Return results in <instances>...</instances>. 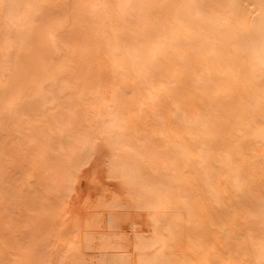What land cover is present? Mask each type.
Wrapping results in <instances>:
<instances>
[{"label": "bare ground", "instance_id": "bare-ground-1", "mask_svg": "<svg viewBox=\"0 0 264 264\" xmlns=\"http://www.w3.org/2000/svg\"><path fill=\"white\" fill-rule=\"evenodd\" d=\"M264 0H0V264H262Z\"/></svg>", "mask_w": 264, "mask_h": 264}, {"label": "snow or ice", "instance_id": "snow-or-ice-1", "mask_svg": "<svg viewBox=\"0 0 264 264\" xmlns=\"http://www.w3.org/2000/svg\"><path fill=\"white\" fill-rule=\"evenodd\" d=\"M262 264H264V261H262Z\"/></svg>", "mask_w": 264, "mask_h": 264}]
</instances>
